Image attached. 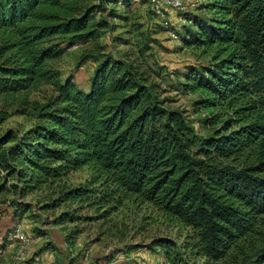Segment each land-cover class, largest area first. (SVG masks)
<instances>
[{
	"label": "trees",
	"instance_id": "trees-1",
	"mask_svg": "<svg viewBox=\"0 0 264 264\" xmlns=\"http://www.w3.org/2000/svg\"><path fill=\"white\" fill-rule=\"evenodd\" d=\"M93 2L0 0V100H17L14 114L35 122L0 136V195L14 196L20 216L25 197L50 191L41 210L53 226L73 225L69 245L82 232L76 224L129 203L186 231L180 242L148 244L165 264H264V0H203L200 15L186 17L183 48L210 57L188 67L176 90L197 95L204 135L166 106L146 70L99 52L107 22L96 17L117 0ZM129 3L121 0L124 10ZM86 43L98 64L84 91L60 80L55 64ZM38 85L52 97L29 101ZM81 170L87 179L67 185Z\"/></svg>",
	"mask_w": 264,
	"mask_h": 264
},
{
	"label": "rangeland",
	"instance_id": "rangeland-1",
	"mask_svg": "<svg viewBox=\"0 0 264 264\" xmlns=\"http://www.w3.org/2000/svg\"><path fill=\"white\" fill-rule=\"evenodd\" d=\"M203 0H130L124 10L121 0L116 7L103 4L106 9L97 19L107 22L98 41L99 52L114 58L134 61L146 70L160 86L161 97L168 99L166 106L185 112L195 131L204 135L200 124L202 115L194 114L195 94H182L176 85L183 82L188 67L207 64L209 57L200 50L183 48V26L187 16L200 15L197 10ZM94 0L93 5H98ZM160 8L161 10H156ZM117 17H111L108 10ZM190 25V26H189ZM91 43L75 44L65 50L56 62L60 80L71 77L75 86L88 90L89 80L98 60L86 58L94 54ZM53 90L38 85L27 93L29 101L44 102L51 98ZM18 102L0 100V136L11 130L21 133L35 123L15 115ZM3 115H7L3 119ZM85 170L72 173L67 185L77 186L87 179ZM51 192L43 190L25 197L21 203L30 208L15 216L12 194L0 195V264H165L158 252L148 249V244L158 237H170L180 242L185 230L169 224L160 213L147 206L125 203L105 221L76 224L82 231L73 245L67 236L73 225L53 226L51 212L41 210ZM60 210L53 214L57 215ZM82 214H88L84 211ZM91 213H89L90 215Z\"/></svg>",
	"mask_w": 264,
	"mask_h": 264
},
{
	"label": "built area",
	"instance_id": "built-area-1",
	"mask_svg": "<svg viewBox=\"0 0 264 264\" xmlns=\"http://www.w3.org/2000/svg\"><path fill=\"white\" fill-rule=\"evenodd\" d=\"M156 10H161L160 8H156Z\"/></svg>",
	"mask_w": 264,
	"mask_h": 264
}]
</instances>
